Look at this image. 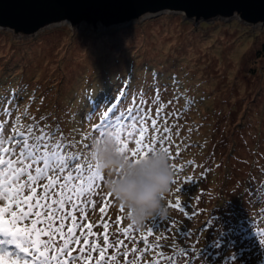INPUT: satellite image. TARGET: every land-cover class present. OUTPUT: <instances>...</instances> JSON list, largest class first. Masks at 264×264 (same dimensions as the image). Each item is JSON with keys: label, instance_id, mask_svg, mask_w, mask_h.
<instances>
[{"label": "rangeland", "instance_id": "1", "mask_svg": "<svg viewBox=\"0 0 264 264\" xmlns=\"http://www.w3.org/2000/svg\"><path fill=\"white\" fill-rule=\"evenodd\" d=\"M263 41L264 24L249 25L238 16L196 22L170 11L109 28L62 22L34 35L0 28V78L7 80L6 87L14 75L23 84L14 93L0 85V147L8 149L0 152V159H21L20 141L12 136L28 135L29 129L35 136L41 130L45 137L55 133L44 142H59L66 146L61 154L78 157L76 165L49 173L34 185L42 195L44 184L56 177L44 201L53 210L59 207L53 201L61 191L71 197L52 218L51 232L44 210L28 207L33 200L19 208L0 201V209H5L0 223L10 225L14 215L30 213L17 229L45 230L34 239L42 242L36 245L40 252L57 257L51 264H264V199L257 204L259 196H251L257 188V194L264 191V57L257 55ZM117 74L114 90L106 79ZM121 77L126 90L117 87ZM99 82L110 87L93 89L84 98L86 89ZM7 92L25 95V101L22 97L15 105L14 99L6 104ZM101 93L106 105L99 103ZM115 96L120 100L117 106ZM115 106V115L127 114L129 108L140 112L137 121L120 122L128 154L139 156L147 147L167 149L173 165L175 183L166 198L169 215L155 218L154 224L129 223L125 209L105 190V179L94 180L91 190L79 197L73 191L87 187L95 171L88 145L100 136L96 129L106 119L104 113ZM109 118L114 120V115ZM69 173L72 180L67 179ZM25 182L26 175L20 180ZM65 183L68 187L62 189ZM22 196L33 193L24 189ZM223 197L228 202L221 209L218 202ZM37 211L39 219L31 215ZM258 211L263 221L250 222L248 216ZM173 221L176 227L165 231ZM152 227L158 230L150 231ZM176 228L189 231L190 237ZM49 235L52 242L45 250L42 245ZM5 262L10 264L8 257L0 264Z\"/></svg>", "mask_w": 264, "mask_h": 264}, {"label": "snow or ice", "instance_id": "2", "mask_svg": "<svg viewBox=\"0 0 264 264\" xmlns=\"http://www.w3.org/2000/svg\"><path fill=\"white\" fill-rule=\"evenodd\" d=\"M18 3L21 4H29V5H38L42 2V0H17ZM124 98V94L121 93V99ZM120 103V100L117 101L116 106ZM135 103V101H134ZM116 106L113 109H109L104 113V117L106 118L104 122L97 126L96 131L102 137L106 131L111 130L117 140V143L121 146L122 151L128 153V146L122 140V125L120 122L122 120H130V121H137L140 115L139 110L136 112L133 109L129 108L127 114L121 112L119 115H115L116 113ZM112 113L114 115V120L109 118V114ZM155 124V121H152ZM55 133L45 137L43 130H41L40 136H35L31 129H29V134L24 135L20 133L18 137H12V140H19L20 143L18 145L19 157L21 159H17L13 161L9 159L5 161L4 159H0V201L6 200L14 203L17 208H19L22 204H27L29 200H33V204H28V207H35L37 209H43V214L48 216L47 221V229L51 232L52 229V218L57 215L58 211L63 210V205L66 203L71 202V197L67 196L64 191H61L59 198L53 201V204L58 205L59 207L56 210H53L49 205L45 204L44 201H47L50 197L49 190L53 188V184L55 183L56 177L53 176L52 179L48 181L47 184L43 186V194L37 193L36 185L38 182H43L44 179L48 177L49 173H56V172H63L66 169L71 168L72 166L76 165L78 157L72 154L63 155L59 151L66 146L57 142L55 145H50L44 142L46 139L51 140ZM30 138L32 139L33 143H29ZM3 140L0 138V146H2ZM137 146H139L140 141H136ZM91 147V145H88ZM43 148V151L40 149ZM51 148V151L49 149ZM155 149L152 147H147L146 151L140 152V155L137 156V152L131 153L130 157H135L134 162H139V159L143 158L149 152L154 151ZM167 152V149H164ZM139 151V149H138ZM0 152L7 153L8 149L0 147ZM27 160L31 163L23 164V162ZM14 165H23V166H14ZM42 165V166H40ZM7 168L8 171L5 174L3 169ZM31 169V170H30ZM79 171V168L76 169ZM34 173V174H33ZM26 175V182L20 183L22 177ZM79 178V177H77ZM68 180H72L73 177L71 173H69ZM96 179L104 180L105 177L97 171H92L91 175L87 178V187L81 185L80 188L73 189L76 193L77 197L79 195L90 191L93 185V181ZM190 179V178H189ZM172 183H175L173 180ZM68 184L65 183L61 186L62 189H66ZM24 189H30L33 196L24 197L22 196V191ZM176 191H181L180 188H177ZM109 195H111L109 193ZM177 207H180V200L177 198L176 201ZM186 207V206H185ZM121 210H124L123 205H120ZM5 209H0V212H4ZM50 213V215H49ZM30 213L23 212L20 213L19 216H13V219L10 221L9 224L0 223V262H3L5 257L9 258L10 264H51L52 260H56L57 257L49 258L43 252H40L39 249L36 247L38 244H42L41 241L38 239H34V237L38 236L40 233L44 232V229H17V223L21 219H26ZM31 215H35L38 219L41 217V212L37 211L35 213H31ZM65 216H70V213H65ZM186 218L188 217V213L185 212ZM63 219V217H61ZM33 224L37 223L36 220L32 222ZM155 223V218L152 220V224ZM83 227V225H81ZM176 227L175 222L168 223L165 227V231H171L172 228ZM158 230L155 227H152L150 231ZM178 234L183 237H190L191 233L187 230H183L181 228H176ZM203 231V229H201ZM72 229L68 230V236L71 238L72 242L75 243V238L72 237ZM51 235H49V242L43 243V247L45 250L51 244ZM261 245H264V239L260 240ZM9 246H13L11 249ZM69 247V240H65L64 242V249L62 250L64 254H67ZM31 249V251H29ZM201 251V250H200ZM29 256L32 259H29ZM76 257H72V260H75ZM8 264V262H5ZM57 264L59 262L57 261Z\"/></svg>", "mask_w": 264, "mask_h": 264}, {"label": "water", "instance_id": "3", "mask_svg": "<svg viewBox=\"0 0 264 264\" xmlns=\"http://www.w3.org/2000/svg\"><path fill=\"white\" fill-rule=\"evenodd\" d=\"M164 11L182 12L196 22L238 16L249 25L264 24V0H42L38 5L0 0V28L22 35L62 22L109 28Z\"/></svg>", "mask_w": 264, "mask_h": 264}, {"label": "clouds", "instance_id": "4", "mask_svg": "<svg viewBox=\"0 0 264 264\" xmlns=\"http://www.w3.org/2000/svg\"><path fill=\"white\" fill-rule=\"evenodd\" d=\"M89 158L105 177V190L123 205L129 223L142 227L154 218L168 217L166 198L174 171L165 150L157 148L134 162L109 130L92 141Z\"/></svg>", "mask_w": 264, "mask_h": 264}, {"label": "trees", "instance_id": "5", "mask_svg": "<svg viewBox=\"0 0 264 264\" xmlns=\"http://www.w3.org/2000/svg\"><path fill=\"white\" fill-rule=\"evenodd\" d=\"M258 56H259V58H262V57H264V41L261 43V48H260V51H259V53L257 54ZM258 58V59H259ZM157 74V73H156ZM5 77H10L9 75H7V76H5ZM163 77H165V76H163ZM118 79H120V77H119V75L117 74V75H115V76H111V79L110 78H107L106 79V81H111V84L113 85V87L115 88L114 90H116L117 88H116V86H114V84H115V81H117ZM121 79H122V77H121ZM6 79H4V78H0V85L2 86L3 85V87L4 88H8V90H10V93H14V92H16V90H20V87L21 86H23V84L21 83V81L14 75L13 76V78H10V82L9 83H7L8 84V86L6 87L5 85H6ZM110 84V83H109ZM25 86V85H24ZM104 87H110V86H108V84L107 83H102V82H99V84L97 83V84H94V86H91V87H88L86 90H88L87 92H86V94H85V97L84 98H87V94L88 93H90L91 92V90H99L100 88H103L104 89ZM117 87H119L120 89H123V90H126V88H127V86H126V83H125V81H123V79H122V82L121 83H118V86ZM86 90H84V92L86 91ZM99 91H101V90H99ZM103 91V90H102ZM105 91V90H104ZM106 93V92H105ZM24 96L25 95H21V96H18V93H17V95L15 96V95H11V94H9L8 92H7V95L5 96V99L7 100L6 101V104H9V100L10 99H14L15 101L14 102H11V103H14V105L17 103V101L19 100V99H21L22 97H23V99H24ZM4 98V97H3ZM2 97H1V95H0V105H2L1 104V101H4V99H3ZM22 100V99H21ZM20 100V101H21ZM24 101H25V99H24ZM79 101H81L82 103H83V106L84 107H86V104L83 102L84 100H83V98H81V100H79ZM115 101H118V96H115ZM108 101H107V99L105 98V94H103V93H101V96H100V104L102 105V104H105L106 105V103H107ZM1 107V106H0ZM103 108H104V106L103 107H101V109H99V112H103ZM3 108H1L0 110H2ZM49 115V113L47 114V116ZM109 117H113V114H110V116ZM97 124H99V122L97 123ZM0 131H1V128H0ZM14 134V133H13ZM12 134V135H13ZM17 134H19L18 132L16 133V135H14V136H16V137H18V135ZM14 136H12V137H14ZM257 190L259 191V189L257 188ZM257 190L256 191H254V192H252V194H251V196H253L254 198H257L258 196H259V198L257 199V204H259V203H262V201H263V199H264V196H262V194H264V191H263V193H262V191H260L259 193H261L260 195H259V193L257 194L256 192H257ZM264 190V189H263ZM257 194V195H256ZM255 195V196H254ZM244 195L242 194V197H243ZM228 201H227V197H223L222 199H221V201L220 202H218L219 203V206H220V208L222 209L224 206H225V203H227ZM240 210H236L235 211V218L236 219H239L238 221H240V227H241V216L239 215L240 213ZM261 214H263L262 213V211H258L257 212V216H254V217H250V216H248V220H250V222H252L253 221V219L254 220H260V221H263V217H261L260 215ZM241 230V233H243L242 232V228L240 229ZM125 231V230H124ZM226 233V232H225ZM232 232H230V234H231ZM245 234V233H244ZM81 263V262H80ZM79 264V263H78Z\"/></svg>", "mask_w": 264, "mask_h": 264}]
</instances>
